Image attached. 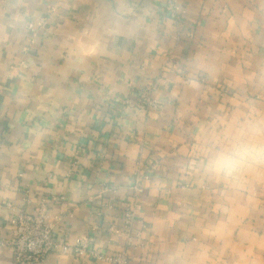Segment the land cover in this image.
<instances>
[{
  "label": "crops",
  "instance_id": "crops-1",
  "mask_svg": "<svg viewBox=\"0 0 264 264\" xmlns=\"http://www.w3.org/2000/svg\"><path fill=\"white\" fill-rule=\"evenodd\" d=\"M176 3L0 0V239L46 196L56 236L128 264H264V0Z\"/></svg>",
  "mask_w": 264,
  "mask_h": 264
},
{
  "label": "built area",
  "instance_id": "built-area-1",
  "mask_svg": "<svg viewBox=\"0 0 264 264\" xmlns=\"http://www.w3.org/2000/svg\"><path fill=\"white\" fill-rule=\"evenodd\" d=\"M171 1L170 15L179 18L183 13L176 0ZM28 28L33 30V23L28 24ZM120 104L131 111H145L148 109H160L163 102L149 94L145 90L136 98L128 96L117 99ZM139 189V188H137ZM55 199V198H54ZM46 196L41 197L39 205L34 212H29L25 208H13V214L8 220L9 235L0 239V245H6L13 253L14 263H31L43 261L51 253H81L87 252L90 256L112 264H128L129 257L125 251L104 253L88 247L89 238L79 236L71 243L65 232L56 236L53 232V224L47 217ZM9 205V203H7ZM138 207V205H135ZM124 226L128 229L133 218L132 207H127L123 212ZM111 230L116 231L110 226Z\"/></svg>",
  "mask_w": 264,
  "mask_h": 264
}]
</instances>
